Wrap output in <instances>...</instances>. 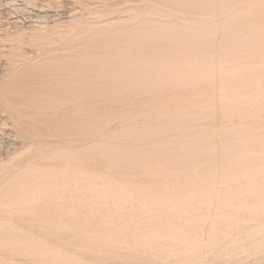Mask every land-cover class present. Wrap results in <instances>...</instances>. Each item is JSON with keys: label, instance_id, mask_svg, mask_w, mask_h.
Segmentation results:
<instances>
[{"label": "bare ground", "instance_id": "1", "mask_svg": "<svg viewBox=\"0 0 264 264\" xmlns=\"http://www.w3.org/2000/svg\"><path fill=\"white\" fill-rule=\"evenodd\" d=\"M166 8L189 17L216 12L221 20L208 27L201 23L184 28L154 24L147 19L152 14L139 12L142 19L129 28L85 37L84 50L78 56L67 45L59 56L13 74L0 89L1 102L22 138L36 136L41 129L25 121L26 112L18 107L42 112L33 120L50 129L44 133L47 137L65 138L67 146L47 152L45 157L59 164L56 175H69L78 181L90 178L87 175L93 167L98 168L97 175L101 171L117 179L138 177L143 183L136 186L134 198L142 206L139 200L150 199L158 215H174L172 209L177 206L184 208L185 215L212 216L211 231L215 234L219 226L230 227V221L244 222V213L250 216L249 221L255 215L264 216V119L259 120L264 116V104H257L258 96L248 92L264 87V1L181 0ZM60 50L44 49L48 53ZM216 50L234 65L231 72L220 69L218 74L232 76L234 95L222 107L227 119L236 116L240 124L216 132L202 126L195 134L180 137L184 122L203 124L212 118L207 115L212 105L203 100V91L210 90L215 77L205 72L204 60L205 54L213 55ZM94 103H108L111 108L97 111L91 107ZM78 106L82 108L75 112ZM135 114L141 115V123L132 122ZM114 120L125 122V126L108 134L106 128ZM255 125L262 135H257ZM172 134L168 140L167 135ZM217 141L222 145L219 168ZM75 142L84 146L75 150ZM36 175V171L22 168L11 171L7 179L2 177L9 190L8 200H0V210L8 213L15 199L25 201L28 194L33 195ZM217 184L224 187L220 194ZM21 210L24 215L42 214L41 207ZM256 221L243 234V242L230 238L221 248L210 237L207 249L228 258L227 264H264V221ZM33 222L27 219L40 234L63 229L59 224ZM34 230L28 232L30 236ZM75 230L76 237L85 232ZM13 231L14 226L6 242L0 243V252L26 253L21 246H6L12 242ZM183 237V241L191 238ZM256 239L260 243L256 244ZM40 241L28 243L42 249V264H53L54 247ZM113 256L110 258L123 264H156L145 255L129 258L120 250ZM106 259L99 261L106 264Z\"/></svg>", "mask_w": 264, "mask_h": 264}, {"label": "rangeland", "instance_id": "2", "mask_svg": "<svg viewBox=\"0 0 264 264\" xmlns=\"http://www.w3.org/2000/svg\"><path fill=\"white\" fill-rule=\"evenodd\" d=\"M179 1L181 0H0V89L13 74L16 75L21 69L39 64L50 57L59 56L58 54L67 50V45L72 47L78 56L84 50L85 37L102 32L113 33L119 28L133 26L142 19L139 12L152 14L148 15L147 19L154 24L184 28L201 23L208 27L218 24L221 20L220 13L216 12L214 15L189 17L168 11V4ZM52 47L61 50L49 53L44 51ZM205 57V72L215 77L212 86L209 85L210 90L207 93L203 91V100L212 105L207 111V115L210 113L212 118L203 124L184 122L180 137L193 135L203 128L202 126L216 132L240 124V119L236 116L227 119L228 116L224 115L225 109L222 107L233 97L235 90L231 88L232 76L218 74V71L222 69L231 72L234 69L231 59L225 55L220 56L218 50L213 55L205 54ZM248 92L254 97L258 96L257 104H264V87L259 90L248 89ZM99 105L100 103H94L91 107L97 111L111 108L108 103ZM18 108L26 112L23 119L35 129H41V132L29 139L22 138L9 115L4 112L0 97V200H8L9 189L6 188V181L3 182L2 177L7 179L11 171L22 168L36 171L37 175L33 179L37 187L34 189L36 192L33 195L28 194L29 197L25 201L15 199L8 213L0 210V243L6 242L8 232L14 226L15 231L10 235L12 242L6 246H21L27 251L21 255L0 252V264H42L43 251L40 247H30V240L51 243L56 254L50 259L53 264H71V261L78 264H101L99 260L106 259L105 257L108 264H123L110 258L114 257L116 250H120L122 255H128L129 258L145 255L156 264H227L228 258H220L216 252L207 249L209 238L214 237L221 248L226 246L230 238H234L238 243L243 242V234L252 223L256 220V223L264 221L263 215H255L256 218L254 216L252 221H249L250 216L244 213V222L230 221V227L219 226L213 234L212 216L185 215L184 208L180 210L177 206L172 209L174 215H158L152 209L150 199L139 200L143 206L138 203V199L134 198L138 194L136 186L143 183L138 177L117 179L106 172L101 174V171L100 175H97L98 171L95 170L98 168L93 167L92 174L87 175L90 178L82 177L78 181L69 175H56L59 164L45 157H48L47 152H57L61 147H65V138H50L44 135L50 129L33 120L42 112L26 107ZM81 108H74L75 112H79ZM134 116L132 122L141 123V115ZM262 119L264 116L259 117V120ZM122 123L119 120L112 121L106 128L107 133L120 131L125 126V122ZM253 129H258L257 135H262L257 125ZM173 135H167V139L174 137ZM218 142L217 166L220 162L222 164V145ZM94 144L96 143H90L89 146ZM83 146L84 143L75 142L74 149ZM215 187L217 194L224 190V187L218 184ZM130 195L132 197H129ZM24 207H41L42 214L24 215L21 210ZM28 218L36 223L59 224L63 229L40 234L29 226ZM8 220L11 223H8ZM75 229L85 232L81 233V237H76L73 231ZM33 230L35 234L30 236L28 232ZM184 235H190V240L183 241ZM254 241L256 244L260 243L259 239ZM238 245L239 248L242 247V244ZM239 248L237 252L243 256L242 249ZM231 263L230 261L228 264Z\"/></svg>", "mask_w": 264, "mask_h": 264}]
</instances>
